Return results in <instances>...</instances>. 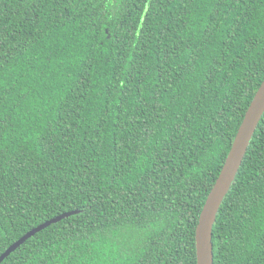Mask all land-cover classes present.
<instances>
[{
  "label": "trees",
  "instance_id": "1",
  "mask_svg": "<svg viewBox=\"0 0 264 264\" xmlns=\"http://www.w3.org/2000/svg\"><path fill=\"white\" fill-rule=\"evenodd\" d=\"M0 49V256L75 212L1 264H196L264 81V0H0ZM212 244L264 264V114Z\"/></svg>",
  "mask_w": 264,
  "mask_h": 264
},
{
  "label": "water",
  "instance_id": "2",
  "mask_svg": "<svg viewBox=\"0 0 264 264\" xmlns=\"http://www.w3.org/2000/svg\"><path fill=\"white\" fill-rule=\"evenodd\" d=\"M263 114L264 81L261 83L258 91L253 97L252 102L249 105V108L245 113L225 163L205 201L199 216L195 233L196 264H213L212 228L216 221L219 209L226 195L230 191L232 184L234 183V180L242 165L250 142ZM74 214L75 212L62 214L29 231L0 256V264L7 257H9L11 253L15 252L21 245H23L35 234L46 229L50 225L58 223ZM202 239L204 245L202 244Z\"/></svg>",
  "mask_w": 264,
  "mask_h": 264
},
{
  "label": "snow or ice",
  "instance_id": "3",
  "mask_svg": "<svg viewBox=\"0 0 264 264\" xmlns=\"http://www.w3.org/2000/svg\"><path fill=\"white\" fill-rule=\"evenodd\" d=\"M11 57V53L5 54L3 52L2 49H0V69H2L3 65L8 63V59ZM233 97L231 94H229L226 99H225V103L226 104H230L232 103ZM146 134H150V130L146 129ZM164 177L161 176L160 179H163ZM193 188H195V184L192 185ZM190 199H194V197L190 196ZM202 244L203 243V239H202Z\"/></svg>",
  "mask_w": 264,
  "mask_h": 264
}]
</instances>
